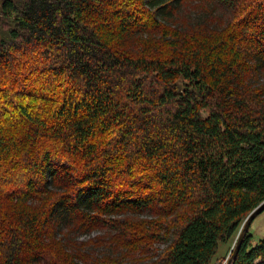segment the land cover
I'll return each instance as SVG.
<instances>
[{"label": "trees", "instance_id": "trees-1", "mask_svg": "<svg viewBox=\"0 0 264 264\" xmlns=\"http://www.w3.org/2000/svg\"><path fill=\"white\" fill-rule=\"evenodd\" d=\"M260 73L264 0H0V264H227L264 202Z\"/></svg>", "mask_w": 264, "mask_h": 264}, {"label": "rangeland", "instance_id": "rangeland-1", "mask_svg": "<svg viewBox=\"0 0 264 264\" xmlns=\"http://www.w3.org/2000/svg\"><path fill=\"white\" fill-rule=\"evenodd\" d=\"M120 3V1H119ZM211 26L212 28H217V29H224V27L226 26V23L228 22V20L231 17L230 12H228L227 10L223 9L220 6H211ZM208 14L202 13V12H192L189 14L184 15V21L187 23H197L200 21H203L204 19H206V16ZM260 79L263 81L264 80V73H260ZM33 76H28L27 81L30 82L29 80H32ZM22 78L18 75L12 76V75H6V76H2L0 79V83L3 86H0V92L3 94V92L6 89H9L11 91H13L11 88L14 87L13 85H11L13 83V81H17V83H20V80ZM37 81V78L36 80ZM27 82V83H28ZM254 81H252L253 83ZM6 88V89H5ZM16 90V89H14ZM7 94V93H6ZM11 94V93H10ZM7 97H11L10 95H8ZM16 102V100H15ZM21 178H17L16 176H14V180L17 182H20ZM251 230L255 236V244L264 237V212L259 215L253 222L252 226H251ZM104 236L106 235V232H104L103 230H94L90 233H82L81 235H79L77 237V239L79 240V242H84L87 243V241L89 239H97L98 237H102L104 239ZM91 245H87V247L85 248L84 252H89L92 251L94 252L97 256L102 255L103 253H106L104 247H90ZM157 248H159V245H157ZM160 248H164L163 246H160ZM234 249V243H228V244H221V247L219 249L218 255H217V260H223L224 262L227 260V258L230 257L232 251ZM160 250V249H159ZM162 251V250H160ZM110 253V252H108ZM129 264V262H128Z\"/></svg>", "mask_w": 264, "mask_h": 264}, {"label": "water", "instance_id": "water-1", "mask_svg": "<svg viewBox=\"0 0 264 264\" xmlns=\"http://www.w3.org/2000/svg\"><path fill=\"white\" fill-rule=\"evenodd\" d=\"M264 212V202L256 209L254 210V212H252L250 214V216L248 217L247 219V222H246V225H245V228L241 234V237L239 238V241H238V244H237V247L233 253V255L231 256V258L229 259V261L227 262V264H231L232 262L235 261L238 253H239V249L241 247V244H242V241L245 237V235L247 234V232L249 231L252 223L254 222V220L259 216L261 215L262 213Z\"/></svg>", "mask_w": 264, "mask_h": 264}]
</instances>
